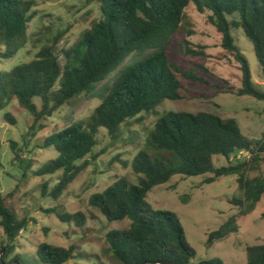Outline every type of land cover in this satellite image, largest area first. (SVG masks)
Masks as SVG:
<instances>
[{
  "label": "trees",
  "instance_id": "1",
  "mask_svg": "<svg viewBox=\"0 0 264 264\" xmlns=\"http://www.w3.org/2000/svg\"><path fill=\"white\" fill-rule=\"evenodd\" d=\"M191 6L200 13L209 12L210 24L222 37L223 51L239 65L241 88L230 86L204 66H198L203 71L200 73L172 60L175 37L183 31L186 11ZM33 7L31 1L0 0V58L10 60L26 47L29 25L36 16ZM101 12L102 19L84 31L72 48L58 52L56 39L30 63L9 72L0 71V111L17 100L33 117L32 130L44 129L46 120L78 98L101 101L87 121L74 123L43 141L42 149L53 148L58 157L35 175L62 172L51 193L54 199L60 198L91 165L88 157L98 145L101 129L114 138L128 122L143 114H156L165 101L206 97L190 94L184 83L213 90L214 97L235 94L264 102V92L254 84L249 62L234 36L235 30L244 32L264 76V0H101ZM186 55L195 58L206 53L187 48ZM4 117L16 124L10 114ZM12 151L15 161L21 159L13 143ZM239 153L249 158L233 163L232 157ZM215 158H224L228 165L216 167ZM28 168L24 169L25 177ZM132 169L138 177L136 184L120 179L89 200L90 207L108 222H130L128 229L107 233L111 257L118 264H191L196 251L180 219L170 211L156 210L148 202V194L177 176L211 175L205 184L235 176L242 197L233 198L230 204L238 213L208 235L206 247L211 249L217 242L238 234V219L252 214L263 200L264 134L260 139L250 138L236 119H224L207 111L168 112L149 130ZM250 174L257 175L250 178ZM47 212L55 213L63 223L74 222L79 227L87 220L83 213H61L56 209ZM0 219L9 242L4 248L9 256L11 244L28 221L19 220L6 207L1 194ZM37 254L43 264H65L76 258L72 247L49 244L40 245ZM246 254L247 264H264V245L248 246ZM14 261L23 264L20 256ZM0 264H7L6 260L0 259ZM199 264L224 263L214 259Z\"/></svg>",
  "mask_w": 264,
  "mask_h": 264
},
{
  "label": "rangeland",
  "instance_id": "2",
  "mask_svg": "<svg viewBox=\"0 0 264 264\" xmlns=\"http://www.w3.org/2000/svg\"><path fill=\"white\" fill-rule=\"evenodd\" d=\"M26 1L33 3V12L36 14L29 25L28 43L14 58H0L1 72H9L18 65L30 63L43 48L52 46L56 39L59 41L56 48L58 52L72 48L77 45L84 31L102 19L101 0ZM208 17L209 12L200 13L194 6L187 9L184 29L174 40L172 60L184 69H194L200 73L203 71L198 66H204L210 74L239 89V65L223 51L222 37L210 24ZM234 36L249 62L254 84L264 92V76L252 43L242 30H235ZM187 48L203 51L206 55L195 58L187 56ZM184 84L190 94H205L206 97L165 101L156 114H143L128 122L114 138L107 130L101 129L97 136L98 145L88 157L91 165L58 199H54L51 193L59 183L62 172L35 175L58 157L53 148L42 149L43 141L74 123L87 121L101 101L78 98L46 120L42 130H32L33 117L19 106L17 100L0 111V194L5 199L6 207L15 212L19 220L28 221V226L11 244L12 253L9 256L4 249L9 242L0 225V259L3 256L7 264H17L14 260L20 256L23 264H43L37 254L38 248L42 244H49L74 249L76 258L65 264H118L109 253L106 235L110 231L128 229L130 222H108L101 213L90 207L89 200L92 195L104 192L120 179H126L131 184L137 183L138 177L133 172L132 163L144 149L149 130L168 112L207 111L224 119H236L244 135L250 138L260 139L264 134V102L235 94L214 97L213 90ZM35 102L41 106L40 100L36 99ZM6 114L14 118L15 125L5 121ZM12 143L21 156L18 161H15ZM248 158V154L239 153L231 161L234 163ZM22 161H30V164H22ZM214 162L216 167L228 165L224 158H215ZM28 166L25 177L24 169ZM256 175L250 174L249 177ZM209 177L211 175L174 177L169 183L153 188L147 200L156 210L170 211L178 216L189 243L196 251L191 264L214 259H220L224 264H247L246 248L264 245V197L252 214L238 219V234L207 249L208 235L238 213L230 201L242 197L235 176L221 177L212 184H205ZM52 209L68 214L83 213L87 218L86 223L80 227L74 222L63 223L55 213L47 212Z\"/></svg>",
  "mask_w": 264,
  "mask_h": 264
},
{
  "label": "water",
  "instance_id": "3",
  "mask_svg": "<svg viewBox=\"0 0 264 264\" xmlns=\"http://www.w3.org/2000/svg\"><path fill=\"white\" fill-rule=\"evenodd\" d=\"M2 257H3V256H1V259H3ZM164 264H167V263H164Z\"/></svg>",
  "mask_w": 264,
  "mask_h": 264
}]
</instances>
